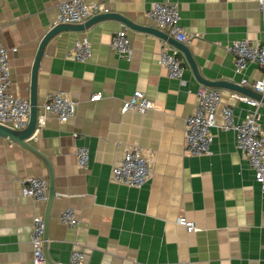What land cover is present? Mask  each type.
<instances>
[{"label": "crops", "instance_id": "0c3cea01", "mask_svg": "<svg viewBox=\"0 0 264 264\" xmlns=\"http://www.w3.org/2000/svg\"><path fill=\"white\" fill-rule=\"evenodd\" d=\"M64 1L0 0V42L16 49L9 55L11 91L22 98L28 99L38 44ZM165 1L178 5L185 44L204 79L239 84L242 77H261L253 63L235 74L228 50L240 39L264 42L257 0H86L148 26V8ZM124 29L131 43L129 57L110 47L114 33ZM82 37L92 50L86 63L70 54ZM165 42L115 20L96 22L83 32H62L48 42L37 74L38 111L48 95L62 91L75 102L76 112L66 123L48 114L45 126L32 137L31 144L52 168L49 206L47 200L21 194V181L31 177L44 179L49 191L45 163L0 137V264H32L36 216L44 220L49 264H69L73 251L81 252L87 264H264V193L236 147L233 131L212 127L210 153H186L185 119L203 85L188 65L183 82L167 76L159 63ZM136 90L152 108L122 113L123 102ZM220 90V105H231L236 120H242L251 107L237 93ZM259 102L264 129V103ZM131 145L140 147L151 163V177L141 188L111 178L112 166ZM79 146L89 151L86 169L76 163ZM65 208L77 213L73 229L59 220ZM181 218L196 230L188 232L178 223Z\"/></svg>", "mask_w": 264, "mask_h": 264}, {"label": "built area", "instance_id": "2783aa9c", "mask_svg": "<svg viewBox=\"0 0 264 264\" xmlns=\"http://www.w3.org/2000/svg\"><path fill=\"white\" fill-rule=\"evenodd\" d=\"M257 4L261 16L264 17V0H257ZM109 12V8L102 3L66 0L58 6L54 25L83 23L95 15ZM146 16L152 27L166 33L179 43L186 42L187 35L179 25V7L176 3L166 1L153 3L146 11ZM110 47L120 56H130L131 43L126 29L114 33ZM170 49L173 51L170 52ZM228 50L234 56L235 74H242L248 63L256 64L261 69L262 75L259 79L248 80L242 77L239 84L264 94V42L252 43L247 38L240 39L233 41L228 46ZM15 51V48L7 49L0 42V124L19 130L28 123L30 105L28 99L11 91L9 55ZM70 52L74 60L86 63L92 56L91 44L86 37H82L74 41ZM159 63L169 78L183 82L185 60L166 42L161 47ZM195 96L196 106L185 119L186 153L192 156L209 154V146L213 137L212 127L223 131H233L236 147L245 155L253 171L254 181L259 184L264 193V129L260 125V102L246 94L237 93L236 97L247 103L251 109L242 120H236L231 105H220L222 97L220 89L201 86L197 89ZM152 106V102L142 92L136 90L129 99L123 102L120 111L125 113L128 110H134L144 113ZM75 112V102L64 92L59 91L48 95L41 110L38 111L35 132L45 126L48 114L54 115L59 123H66L75 115ZM73 136L77 137L78 134L74 133ZM75 156L78 167L86 169L89 162L88 148L76 147ZM151 173L150 160L137 145L127 147L111 168L112 181L134 188L146 185ZM21 194L37 202H45L48 197V184L40 177L23 179ZM59 220L69 229H73L78 224L77 213L73 208H65L60 213ZM178 223L188 232L196 230L194 224L184 218L179 219ZM44 229L43 218L34 217L31 227L32 264L46 263ZM69 264H87V262L81 252L73 251L70 254Z\"/></svg>", "mask_w": 264, "mask_h": 264}, {"label": "water", "instance_id": "95a60500", "mask_svg": "<svg viewBox=\"0 0 264 264\" xmlns=\"http://www.w3.org/2000/svg\"><path fill=\"white\" fill-rule=\"evenodd\" d=\"M109 20L119 21L120 23H122L124 26H126L129 29L150 33L166 41L169 45H171L174 49H176L179 52V54L184 58L186 65L190 67L195 79L204 87L227 89V90H231L236 93L247 94L250 97L255 98L256 100H259L262 103H264V94L257 93L248 87H245V86H242L236 83H231L228 81H222V80L209 81V80L204 79L199 74L196 63L189 50V47L185 43H179L175 41L172 37L168 36L166 33L161 32L152 26L136 24L133 21L127 19L126 17L118 13L109 12V13L95 15L94 17L88 19L87 21L83 23H78V24L53 25L50 29L46 31V33L41 38L38 44L36 53H35L33 63H32L31 76H30V87H29V95H28L30 109H29V120H28L27 125L23 129L17 130V129H12L8 126L0 124V137L1 138H4L8 140L9 142H12L26 149L27 151H29L30 153H32L33 155H35L36 157H38L45 163L48 169V178H49V191H48V197H47L48 206H49V202H51V200L54 197V189H53V184H52V179H53L52 168H51L50 162L31 144L32 137L35 133L36 125H37V114H38L37 74H38L39 64L44 54L46 45L55 36L59 35L62 32H68V31L83 32L96 22L109 21ZM44 240H46L45 236H44ZM46 261L49 264V261L47 259Z\"/></svg>", "mask_w": 264, "mask_h": 264}]
</instances>
